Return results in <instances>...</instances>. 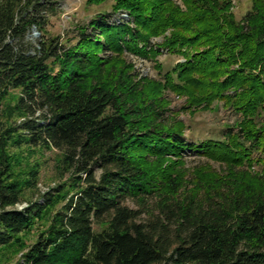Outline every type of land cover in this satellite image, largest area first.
Masks as SVG:
<instances>
[{
	"label": "trees",
	"instance_id": "trees-1",
	"mask_svg": "<svg viewBox=\"0 0 264 264\" xmlns=\"http://www.w3.org/2000/svg\"><path fill=\"white\" fill-rule=\"evenodd\" d=\"M106 1L109 11L61 37L46 31L54 2L0 0V254L264 264V0L240 16L232 0L87 3ZM161 53L182 61L164 67ZM130 55L151 60L157 78L139 75ZM170 93L185 112L215 105L233 119L187 137ZM21 148L57 152L60 182L32 196L38 167L22 174Z\"/></svg>",
	"mask_w": 264,
	"mask_h": 264
},
{
	"label": "rangeland",
	"instance_id": "rangeland-1",
	"mask_svg": "<svg viewBox=\"0 0 264 264\" xmlns=\"http://www.w3.org/2000/svg\"><path fill=\"white\" fill-rule=\"evenodd\" d=\"M57 6L55 13L49 16L46 25V31L54 36L59 35L63 37H70L75 34L76 27L79 24L86 23L90 18L94 17L100 11H109L111 1H106L102 4H88L87 0H50ZM180 3V0H176ZM235 5L233 12L236 16H240L245 12L249 6V0H232ZM124 16V15H120ZM31 40H35L37 35L32 33ZM158 62L164 67L173 66L176 62L182 61V58L176 54L166 56L163 53L157 57ZM127 61L131 62L136 72L139 75L147 76L149 78H157L154 64L151 60L142 59L133 55L128 56ZM166 98L169 100V107L171 112L176 115V119L183 122L185 125L184 135L187 137L194 136V138L205 139L212 137L218 133V130L228 122H231L233 117L227 114L222 109H217L215 105L211 110L197 111L195 113H188L180 109L183 105V98L174 94H167ZM228 116H227V115ZM21 155L22 174L26 175L38 167V180L36 183L37 191L44 192L50 187H53L60 182L59 171L56 167L58 159L57 152L53 150H31L30 148H21L18 151ZM202 159H191L186 166L202 165ZM211 164L213 168L217 169V164ZM25 178V177H23ZM67 179V175L63 177V181ZM131 208H136L131 201L126 202ZM44 226V223H37L33 225L32 229L23 235L24 245L27 246L36 238V234ZM23 249L8 250L0 254V264H18Z\"/></svg>",
	"mask_w": 264,
	"mask_h": 264
},
{
	"label": "built area",
	"instance_id": "built-area-1",
	"mask_svg": "<svg viewBox=\"0 0 264 264\" xmlns=\"http://www.w3.org/2000/svg\"><path fill=\"white\" fill-rule=\"evenodd\" d=\"M35 33V32H34ZM36 34V33H35Z\"/></svg>",
	"mask_w": 264,
	"mask_h": 264
}]
</instances>
